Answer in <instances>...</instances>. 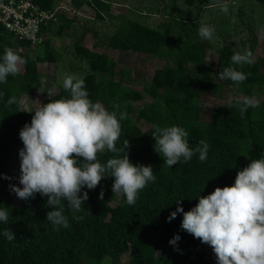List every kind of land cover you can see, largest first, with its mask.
Wrapping results in <instances>:
<instances>
[{"label":"trees","instance_id":"trees-1","mask_svg":"<svg viewBox=\"0 0 264 264\" xmlns=\"http://www.w3.org/2000/svg\"><path fill=\"white\" fill-rule=\"evenodd\" d=\"M59 1L35 0L45 8L55 7ZM71 1L77 8L83 6L81 0ZM209 1L184 0L189 6ZM88 3L100 20L104 19L103 11H110L112 5L106 0H89ZM59 20V34L73 23V19L60 14ZM3 32L0 27V58L6 48H11L28 62L18 75L9 76L7 83H0V174L9 166L12 149L23 148L19 131L26 123L30 124L34 115V111L23 110L21 104L7 105L6 102L11 96L20 99L28 94L32 84L39 81L38 64L55 59L47 37L40 42L45 46L44 51L35 54L22 51L21 48L32 46L29 42L5 37ZM107 47L117 52L174 59L173 64L155 69L149 84L136 89L124 84L127 70L116 71L115 63L109 61L107 54L88 47L84 36L75 41V53L85 59L90 68L83 75L89 99L108 111H113V104L118 103L120 111L127 112V119L120 121L122 133L117 147L122 146L124 139L129 140L130 162L151 165L156 180L139 192L136 203L131 206L121 195L119 202L111 205L116 199L111 190L112 177L103 178L95 189L83 188L82 193L86 191L89 198L82 205L83 211L75 215L84 218L73 219L74 214L66 208L64 214L70 226L58 230L46 220V213L53 210L46 206L47 197L37 193L35 198L16 204H0L9 213L8 222H0V233L8 228L16 236V240L9 242L0 235V264H84L88 259L99 262L105 256L120 264L122 254L129 251L132 254L127 264H215L210 257L212 248L181 228L182 213H177L170 222L167 217L176 211V200L188 211L198 203L199 196L209 195L216 187L232 186L239 170L253 159L264 158V102L258 109L249 108L243 118L235 103L243 96L254 97L255 87L264 86L261 71L264 58H253L251 64L233 65L231 48L222 46L213 63L206 60L202 43L182 40L169 26L153 27L132 19L109 38ZM226 67L250 74L239 85L225 80L229 87H242V96L208 110L203 99L207 95H222L223 84L217 82L215 76ZM143 92L151 100L136 107L134 102L143 99ZM67 98H70L69 93L60 87L42 104ZM140 120L148 127L142 128ZM153 125L183 127L189 133L187 139L191 148L204 140L209 145L207 159L201 162L196 153L190 161H181L169 168L163 157L154 151ZM115 156L105 151L98 153V160L106 164ZM174 235L180 236L175 246L169 244Z\"/></svg>","mask_w":264,"mask_h":264},{"label":"clouds","instance_id":"clouds-1","mask_svg":"<svg viewBox=\"0 0 264 264\" xmlns=\"http://www.w3.org/2000/svg\"><path fill=\"white\" fill-rule=\"evenodd\" d=\"M215 6L221 13L229 11L228 0H217ZM214 32L212 26L204 23L198 29L202 40H212ZM0 61V83H7L9 76L18 75L28 62L11 48L5 49ZM231 63H253L252 51L234 53ZM218 75L221 80L239 85L250 74L226 67ZM62 86L70 98L44 104L35 102L37 107L30 124L26 123L19 131L23 143L18 153L22 187H11L21 200L35 198L37 193L47 197L46 206L53 210L46 213V220L54 230L70 226L64 214L66 208L74 214L73 219L84 218L75 215L83 211L82 205L89 198L82 189H95L105 177L114 178L112 192L123 196L129 206L136 203L141 190L156 180L151 165L130 162L129 140L124 139L122 146L117 147L122 133L120 121L127 119V112L120 111L118 103L113 104V111L93 103L84 78L76 74H64ZM24 102L23 98L11 96L6 104ZM235 103L241 118L249 108L259 106V101L251 96H243ZM151 135L155 140L154 151L169 168L181 161H190L196 153L201 162L207 159L209 145L200 140L197 147L191 148L189 133L183 127L153 125ZM105 151L116 156L102 164L98 153ZM100 198L103 199V191ZM176 204V211L167 220L170 222L177 213H182L181 228L209 245L217 264H264V158L253 159L239 170L232 186L216 187L209 195L199 196L198 203L190 210L184 211L180 200ZM8 220V209L0 207V222ZM0 235L9 242L16 240L8 228ZM179 240L180 236L174 235L169 244L175 246Z\"/></svg>","mask_w":264,"mask_h":264},{"label":"rangeland","instance_id":"rangeland-1","mask_svg":"<svg viewBox=\"0 0 264 264\" xmlns=\"http://www.w3.org/2000/svg\"><path fill=\"white\" fill-rule=\"evenodd\" d=\"M83 6L77 8L71 0H60L59 14L73 19L69 29L57 33L59 20L47 30L44 38H48L49 46L53 49L55 59L47 63H39V81L32 84L28 94H23L21 104L23 110L30 111L37 107L35 102L42 101L56 93L62 86L64 74H76L83 77L90 71L89 64L85 59L75 53V41L84 36V43L97 51L105 53L110 62L115 63V69L127 70L124 76V84L136 89H142L149 84L155 69L173 64L174 59L170 56H149L146 54L117 52L107 47L109 38L117 33L127 20H137L149 26H169L174 35H179L182 40L204 45V56L207 61L216 62L217 53L222 46L231 48L232 53L244 52L250 49L253 58L261 60L264 58V2L258 0H228L229 11L221 13L215 6L217 0L196 2L187 5L184 0H106L111 1L110 11H103L104 19L95 17V9L89 4V0H81ZM199 17V18H198ZM201 23L208 24L215 29L212 40H202L198 35ZM5 37L13 38L9 31L3 32ZM22 51L39 54L45 49L41 43L32 45L30 48H21ZM23 70V67H22ZM21 70V71H22ZM264 72V66L261 68ZM119 74H117V77ZM217 82L223 84L222 95L214 97L207 95L203 104L209 109L221 104H228L233 98H240L243 88H233L225 84L219 75L215 76ZM48 93H50L48 95ZM254 97L259 101V106L264 102V86L258 85L254 90ZM151 97L143 92V99L135 101L136 107H142L145 101ZM136 119V114L132 115ZM139 125L147 128L145 121L140 120ZM17 148L12 149V158L8 168L0 175V204H16L21 199L17 198L11 191L12 186L22 187L19 184L20 157ZM7 177V178H5ZM119 196L111 202L114 206L119 202ZM131 252H125L121 256L120 264H127ZM210 257L217 264L215 254ZM84 264H115L109 256L101 261L85 260Z\"/></svg>","mask_w":264,"mask_h":264},{"label":"built area","instance_id":"built-area-1","mask_svg":"<svg viewBox=\"0 0 264 264\" xmlns=\"http://www.w3.org/2000/svg\"><path fill=\"white\" fill-rule=\"evenodd\" d=\"M58 22V5L45 8L35 0H0V27L9 31L16 40L31 45L40 43L45 31Z\"/></svg>","mask_w":264,"mask_h":264}]
</instances>
